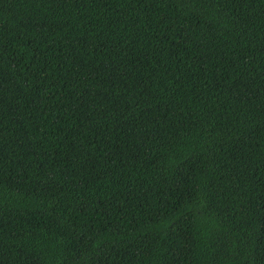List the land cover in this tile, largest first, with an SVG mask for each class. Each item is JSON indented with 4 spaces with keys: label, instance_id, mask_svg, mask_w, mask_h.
Instances as JSON below:
<instances>
[{
    "label": "trees",
    "instance_id": "obj_1",
    "mask_svg": "<svg viewBox=\"0 0 264 264\" xmlns=\"http://www.w3.org/2000/svg\"><path fill=\"white\" fill-rule=\"evenodd\" d=\"M0 264H264V0H0Z\"/></svg>",
    "mask_w": 264,
    "mask_h": 264
}]
</instances>
